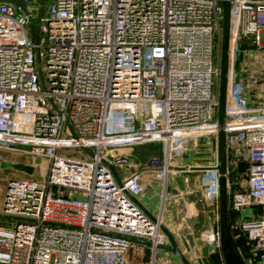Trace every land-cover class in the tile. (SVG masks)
<instances>
[{"label":"built area","instance_id":"1","mask_svg":"<svg viewBox=\"0 0 264 264\" xmlns=\"http://www.w3.org/2000/svg\"><path fill=\"white\" fill-rule=\"evenodd\" d=\"M39 9L38 0L27 13L0 2V149L50 161L42 181H9L0 264H128L134 239L168 245L162 216L153 220L128 193L145 192L150 170L165 202L175 162L200 141L211 156L201 183L214 217L202 237L220 248L223 0H47L35 44L29 18ZM223 127L231 232L248 264H264V0H231ZM150 142L164 152L143 166L123 152ZM128 167L136 171L121 178Z\"/></svg>","mask_w":264,"mask_h":264},{"label":"crops","instance_id":"2","mask_svg":"<svg viewBox=\"0 0 264 264\" xmlns=\"http://www.w3.org/2000/svg\"><path fill=\"white\" fill-rule=\"evenodd\" d=\"M123 152L128 153L126 150ZM208 153V145H206L204 141H200L198 146L191 144L189 151L176 162V165L181 169L174 180H169L167 190L172 192V189L178 188V184L176 182V178L178 176L183 177L186 190L181 191L178 194L173 193L172 197L174 200L173 203L171 200L170 206L166 205L167 200L164 202L165 184L164 182L161 183L160 180L156 179L154 171H143V181L146 189L145 192L138 197V200L143 204V206L154 216L157 218L162 216L164 224L171 222L174 224V228L178 226L175 231L170 227L168 228L174 233L182 250L194 264H214L224 260L220 248L213 244H209L208 256L201 257L205 240L203 239L202 232L200 231L210 226V222L214 219L213 214L211 213L212 204L205 200L206 202L203 206L210 211V222L208 226L201 228H199L201 225L204 226L207 225V223L205 222V216L202 215L200 206L197 204L198 198L197 200H189L185 203V205H183L185 216L179 212V205H181L180 201L178 202L179 199L187 197L186 195L193 196L197 193H204V186L201 183V175L204 170H202L201 167H204L209 163L211 156L208 155ZM133 171L136 170H127L125 171V174L128 175ZM120 175L122 178V171H120ZM179 216H182L181 219ZM188 216L189 219L187 221L185 218ZM185 225L190 226L189 230L184 229L183 231V229H180ZM188 243L190 245L195 243L196 258H193L187 250L186 246ZM170 246L171 244L168 239V245L154 250L149 242L134 239L132 245L125 254V258L128 264H183L179 256L169 249Z\"/></svg>","mask_w":264,"mask_h":264},{"label":"water","instance_id":"3","mask_svg":"<svg viewBox=\"0 0 264 264\" xmlns=\"http://www.w3.org/2000/svg\"><path fill=\"white\" fill-rule=\"evenodd\" d=\"M31 0H0V2H11L14 5L20 7L23 11L27 13V3ZM40 2L39 14L35 20L31 17L29 18L31 36L35 44H38L40 25L43 13L45 11L47 0H38ZM223 30H222V40H221V58H220V79H219V108H218V121L221 126L218 135V170L220 173L219 183H220V200H219V213H220V250L223 255L225 264H248L247 259H249V252L245 246H238L241 240H235L230 228L229 219V199H228V184H227V171H228V153H227V141L226 133L224 130V123L226 117V107H227V90H228V72H229V61H230V40H231V0H223ZM37 53V65L40 74V80L42 85L43 78L41 74V60L39 56V49L36 47ZM90 155H94L87 148H83ZM117 181L122 185L121 179L119 178L116 170ZM13 179V178H12ZM178 188L172 189V193L178 194L181 191L186 190L185 181L182 176L176 178ZM130 198L153 220L158 218L149 212L143 204L134 196L128 193ZM205 222L209 224L210 216L205 215ZM161 229L168 237L171 246L169 249L175 252L183 264H194L185 252L182 250L179 241L175 237L174 233L163 223H161ZM187 250L193 258H196V248L194 244H187ZM209 254V242L205 241L204 247L202 249L201 257H206Z\"/></svg>","mask_w":264,"mask_h":264},{"label":"rangeland","instance_id":"4","mask_svg":"<svg viewBox=\"0 0 264 264\" xmlns=\"http://www.w3.org/2000/svg\"><path fill=\"white\" fill-rule=\"evenodd\" d=\"M42 67H43L44 79L45 81H47V71L44 62H42ZM126 151H128L129 156L132 159H134L136 163H138L140 166H143L150 157L163 154L164 145L162 144V142H150V143L135 145L130 148H126ZM60 152L64 154H69L71 156H76V157L86 156L87 158H89V156L85 152H83V150L77 148L61 149ZM49 165H50V161L46 157L25 154L23 152H18L13 150L0 149V212L4 207V202L6 199V194L10 179L16 178V179H30V180L42 181L46 178L48 174ZM121 170L123 173L122 178L124 179L126 177L125 171L130 170V168L129 167L123 168ZM172 196L173 193L169 191L166 197L167 206H170L171 200L173 203L174 199ZM186 196L187 197L178 200V202L180 201L181 203V205H179V212L183 214V216H185L183 205H185L187 201L192 199L197 200V198H198L197 204L200 206L202 215L205 216L210 213V211L207 210L205 206H203L206 201L202 193H197L196 195L193 196L190 195L189 196L186 195ZM185 219L188 221L189 216L186 217ZM8 221L10 220L0 217V224L8 225ZM232 222H234V219L232 220ZM165 225L167 227L172 228L174 231L177 230L178 228V226L174 228V224L171 222ZM205 226H208V224L204 226L201 225L199 228ZM189 227H190L189 225L188 226L185 225L183 226V228L180 229L181 230L183 229V231L184 229L189 230ZM208 229H210V226H208L207 228H205L200 232H205Z\"/></svg>","mask_w":264,"mask_h":264},{"label":"trees","instance_id":"5","mask_svg":"<svg viewBox=\"0 0 264 264\" xmlns=\"http://www.w3.org/2000/svg\"><path fill=\"white\" fill-rule=\"evenodd\" d=\"M229 219H230V225H231L232 220L234 219V214L232 213V211H231L230 209H229ZM243 243H244V242L241 241V242L238 243V245L243 246V245H244Z\"/></svg>","mask_w":264,"mask_h":264}]
</instances>
